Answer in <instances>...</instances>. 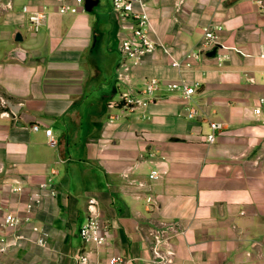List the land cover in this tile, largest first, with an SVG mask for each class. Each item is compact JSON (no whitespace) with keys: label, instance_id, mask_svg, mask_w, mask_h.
<instances>
[{"label":"crops","instance_id":"1","mask_svg":"<svg viewBox=\"0 0 264 264\" xmlns=\"http://www.w3.org/2000/svg\"><path fill=\"white\" fill-rule=\"evenodd\" d=\"M146 1L153 38L177 58L198 49L192 64L173 65L160 47L124 59L111 0H66L63 13L57 0H0V95L15 105L0 100V210L26 217L0 225L12 242L0 264H76L83 250L92 262L120 253L151 264L156 236L169 264H264V0ZM42 4L33 30L21 7ZM205 24L218 42L204 43ZM151 76L160 83L147 94ZM172 80L195 90L185 98ZM213 121L222 126L209 142ZM92 210L106 225L100 247L78 232Z\"/></svg>","mask_w":264,"mask_h":264},{"label":"built area","instance_id":"2","mask_svg":"<svg viewBox=\"0 0 264 264\" xmlns=\"http://www.w3.org/2000/svg\"><path fill=\"white\" fill-rule=\"evenodd\" d=\"M58 12H66L68 5L66 0H57ZM77 3H80L82 0H75ZM11 5L10 3L8 4ZM262 6V3H260ZM111 8L116 13L121 29L122 34L120 37L119 48L124 59H128L133 63H137L141 58L147 54H150L155 51L156 48L160 47L168 55L171 60V63L175 66L182 64L190 65L195 60L199 58L198 49H189L186 50L182 58H177L171 47L167 44H164L161 41L155 40L151 34V20L150 15L147 10V1L146 0H111ZM21 9L27 13L28 26L37 30L44 23L47 15L48 8L46 4L40 5V7L30 10L27 5H22ZM218 26L211 24H205L202 27V37L203 41L206 44L213 42H218V34L216 32ZM223 46V45H222ZM226 48H233L242 54H246L242 49L236 46H223ZM259 56L264 57V49L260 50L258 53ZM226 57L225 53L218 54L217 60H223ZM159 79L155 76H151L146 79L143 90L147 94H152L155 89L159 86ZM169 89L179 90L182 95L187 98L192 95L195 90V86L187 84L183 80H172L167 83ZM124 103L127 106L132 107L134 101H138L132 96L131 92H124L122 94ZM264 97H260V101H263ZM188 117H194L198 114V110L194 105H188ZM260 108H255V112H259ZM222 123L219 121H213L210 124L211 131L207 133L206 139L209 142H212L216 133L215 130L221 128ZM39 127L38 123H33L32 128L37 129ZM45 134L48 136V143H55V136L52 133L50 127H45ZM150 177L156 178L159 176V173L156 169H153L150 174ZM46 186L45 182L39 184L40 188ZM50 193L53 194L54 191L50 190ZM41 194L36 192L34 196L29 197V200L26 202V208L31 209L34 204L40 202ZM150 199V197H148ZM90 204L97 202V199L93 196L88 198ZM26 217L21 216L20 214L13 212L11 210H0V225L8 229H17ZM106 225L100 220L98 213L94 210L90 211L85 222L79 227V235L81 239L86 243H92L95 247L103 246L107 241V235L105 232ZM23 235L19 232L14 234V239L21 238ZM165 238L161 236H156L155 243L152 245L151 251L153 254L151 264H169L173 261V258L169 251H163L160 247V244L164 242ZM36 242L45 246L47 244V233L41 232L37 238ZM11 241H8L4 236L0 235V254L6 252L11 245ZM106 264H128L130 258L120 253H111L105 257ZM76 264H102V260L98 259L96 262H92L89 259L88 251L83 250L79 252L75 257Z\"/></svg>","mask_w":264,"mask_h":264},{"label":"water","instance_id":"3","mask_svg":"<svg viewBox=\"0 0 264 264\" xmlns=\"http://www.w3.org/2000/svg\"><path fill=\"white\" fill-rule=\"evenodd\" d=\"M0 100H1V103L3 105H5V106L8 105L11 108H15V105L13 104V102H11L9 99L3 97L2 95H0Z\"/></svg>","mask_w":264,"mask_h":264}]
</instances>
